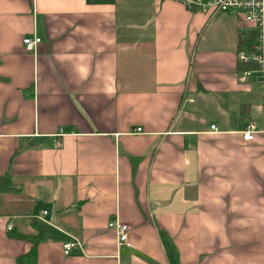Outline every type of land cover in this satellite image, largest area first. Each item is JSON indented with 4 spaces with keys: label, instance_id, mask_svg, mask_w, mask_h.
Segmentation results:
<instances>
[{
    "label": "crops",
    "instance_id": "crops-1",
    "mask_svg": "<svg viewBox=\"0 0 264 264\" xmlns=\"http://www.w3.org/2000/svg\"><path fill=\"white\" fill-rule=\"evenodd\" d=\"M242 40V17L174 0H0V264H264Z\"/></svg>",
    "mask_w": 264,
    "mask_h": 264
},
{
    "label": "built area",
    "instance_id": "built-area-1",
    "mask_svg": "<svg viewBox=\"0 0 264 264\" xmlns=\"http://www.w3.org/2000/svg\"><path fill=\"white\" fill-rule=\"evenodd\" d=\"M192 11H200L202 13H228L237 15L250 26L256 36V42L248 50H241L237 53L239 64L251 66L252 68L245 71L241 79L246 81L252 76H256L261 84L262 93L264 95V0H174ZM41 42L37 37H25L23 45L27 52H35L38 44ZM264 108V106H263ZM215 130V126H212ZM138 132L141 129L137 130ZM63 130H61V133ZM244 139L252 141L255 134L258 133L257 127L253 122H247L246 128L240 132ZM63 134H61L62 136ZM61 147V143H57L56 148ZM47 212H44L46 214ZM109 228L113 229L118 237V245L129 243L130 226L114 220L109 223ZM76 247H81L80 243L73 239L63 245L65 255H69Z\"/></svg>",
    "mask_w": 264,
    "mask_h": 264
},
{
    "label": "trees",
    "instance_id": "trees-1",
    "mask_svg": "<svg viewBox=\"0 0 264 264\" xmlns=\"http://www.w3.org/2000/svg\"><path fill=\"white\" fill-rule=\"evenodd\" d=\"M254 44H248L246 43V41H241V46H240V50H248V48L252 47ZM247 48V49H246ZM249 48V49H250ZM252 67L251 66H247V65H244V67H241V70L242 71H245V70H249L251 69ZM11 179L9 177H0V188L3 189V190H9L10 187H11Z\"/></svg>",
    "mask_w": 264,
    "mask_h": 264
},
{
    "label": "rangeland",
    "instance_id": "rangeland-1",
    "mask_svg": "<svg viewBox=\"0 0 264 264\" xmlns=\"http://www.w3.org/2000/svg\"><path fill=\"white\" fill-rule=\"evenodd\" d=\"M261 89V88H260Z\"/></svg>",
    "mask_w": 264,
    "mask_h": 264
}]
</instances>
